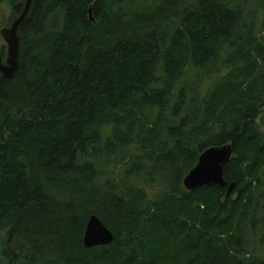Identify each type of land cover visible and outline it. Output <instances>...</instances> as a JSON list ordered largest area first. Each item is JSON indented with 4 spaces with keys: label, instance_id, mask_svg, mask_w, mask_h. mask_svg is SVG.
Returning a JSON list of instances; mask_svg holds the SVG:
<instances>
[{
    "label": "trees",
    "instance_id": "16d2710c",
    "mask_svg": "<svg viewBox=\"0 0 264 264\" xmlns=\"http://www.w3.org/2000/svg\"><path fill=\"white\" fill-rule=\"evenodd\" d=\"M133 1L33 0L21 23L19 70L0 75L2 259L264 264V37L243 7L264 0H158L127 15ZM2 4L16 19L25 0ZM106 126L103 154L125 163L119 184L92 161ZM224 145L226 187L186 191L199 156ZM90 216L110 245L84 247Z\"/></svg>",
    "mask_w": 264,
    "mask_h": 264
},
{
    "label": "water",
    "instance_id": "95a60500",
    "mask_svg": "<svg viewBox=\"0 0 264 264\" xmlns=\"http://www.w3.org/2000/svg\"><path fill=\"white\" fill-rule=\"evenodd\" d=\"M33 0H25L22 13L8 28L0 31V36L7 46L5 61L0 53V75L5 79H13L19 70L20 40L18 29L26 18ZM231 145L211 147L205 150L198 158L196 166L183 179V187L192 192L198 189L217 187L224 189L226 181L224 170L233 156ZM234 189V184L228 187L227 195ZM114 240L113 234L103 225L96 216H90L83 234V245L87 249L110 245Z\"/></svg>",
    "mask_w": 264,
    "mask_h": 264
},
{
    "label": "rangeland",
    "instance_id": "374dc122",
    "mask_svg": "<svg viewBox=\"0 0 264 264\" xmlns=\"http://www.w3.org/2000/svg\"><path fill=\"white\" fill-rule=\"evenodd\" d=\"M242 0H236L232 2L231 7H236V6H242ZM158 4V0H135L131 3H127L126 5L123 6V10L127 15H130L132 13H138V12H149L152 9H154ZM244 7V15H247L249 13H252V17L250 16L247 18V20H251L253 16H255L257 20V29L256 33L258 37H264V29H263V22H264V11H262L259 7L254 3H249L248 5H243ZM13 14L10 11V8L7 4H2L0 5V31L3 28H8L11 26L12 22L15 20L12 19ZM0 53L3 57V61H5L6 54H7V46L2 40L0 36ZM195 77V74H191L189 78ZM260 113H264V108L260 109ZM144 121V119L142 118ZM121 130H125V128H122ZM114 134V127L112 126H106L100 129V135H101V141L99 144L96 146V151L93 153L94 157L92 158L93 163L97 166L98 171L101 173V182H116L119 184V180L123 177L120 170L123 169L125 166V163H118L116 164L117 166H114L112 164L111 159H107L106 156L103 154L102 147H103V142L105 139L108 137H111ZM128 155H131L132 157L137 156L138 154L135 153L134 149L132 148ZM130 158V157H129ZM129 158L127 162L129 161ZM127 159V158H126ZM91 160V159H90ZM147 180V179H146ZM144 180V182H139V179H136L135 177H132L127 186H134L137 189H144L145 186H149V182ZM183 185V183H182ZM155 188L152 189H147V194L149 196V199L151 201H154L155 199L158 198L157 190H154ZM5 233L0 232V264H5L4 260L2 259V253L3 250L6 248L5 246ZM246 240L251 244L249 250L250 251H255L257 256L260 257L262 256V250L261 247L255 243V239L251 238L248 234H246ZM7 250L12 253L13 255H19L21 253V246H8ZM264 257V255L262 256Z\"/></svg>",
    "mask_w": 264,
    "mask_h": 264
}]
</instances>
